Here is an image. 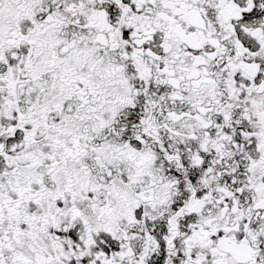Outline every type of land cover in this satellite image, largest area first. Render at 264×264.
Returning <instances> with one entry per match:
<instances>
[{
  "label": "snow or ice",
  "instance_id": "6c2138e0",
  "mask_svg": "<svg viewBox=\"0 0 264 264\" xmlns=\"http://www.w3.org/2000/svg\"><path fill=\"white\" fill-rule=\"evenodd\" d=\"M0 264H264V0H0Z\"/></svg>",
  "mask_w": 264,
  "mask_h": 264
}]
</instances>
